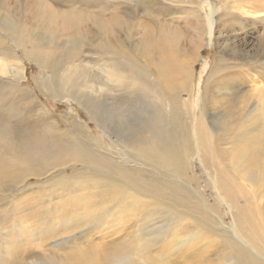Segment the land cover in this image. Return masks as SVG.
<instances>
[{
    "label": "bare ground",
    "instance_id": "bare-ground-1",
    "mask_svg": "<svg viewBox=\"0 0 264 264\" xmlns=\"http://www.w3.org/2000/svg\"><path fill=\"white\" fill-rule=\"evenodd\" d=\"M77 1H80V4L77 5ZM220 1L223 7L227 9L230 7L228 1L227 3L226 0ZM243 1L241 2L243 8L240 9L242 13L255 17L264 15V0ZM12 2V5L8 6L10 0H0V8L6 10L5 15L0 13V30L14 37L16 42L12 39L17 47L1 45L0 72L8 75L9 83L5 88L11 87L19 93L20 101L30 113L29 118L36 125L33 127L35 130L29 129L33 137L25 138L22 135L26 133V129L22 132L19 127L14 125L8 127L0 122V191L4 190V187L7 188L6 183L10 185L18 182L21 185L31 175L39 176L56 170L58 174L55 178L62 188L70 183V186L83 190L81 185L92 183L99 190L98 193H94L107 201V204L112 203L111 199L116 197H120L121 201L129 197L133 199L132 203L137 208L140 205L144 206L139 209H146L149 216L160 213L178 218L190 214L200 221L204 206L199 202L191 203L183 185L154 175L158 174L165 178L171 176L187 178V171L191 170V157L198 151L203 156V160L208 161L207 167L212 170L214 179L219 184V190L237 210L234 216L237 221V232L243 243L233 237H226L224 239L226 245L216 250L215 259L210 260L200 255L194 257L191 264H264V172L259 177L245 174L246 162L248 160L251 163L256 162V159L249 154H243L234 164L229 163V166H236L235 169L231 166L222 168L219 157L223 156L226 159V155L223 150L216 149L215 145L217 140L223 137L228 125L222 124L216 127V142L213 143V149L210 151L213 136L206 132L202 123L196 126L192 118L189 123L184 119L188 111V117L195 114L191 115L192 107L190 106L188 110L187 103L182 102L184 93L190 88L189 73L190 68L192 69V61L186 65V61L182 62L178 57L182 55V51L173 48L172 41L166 35L150 36L151 30L146 31L144 26L143 35L136 44H132L130 50L125 45V38H135L136 27L143 24L130 19L125 22L121 14V3H117L116 0H52L51 3L36 0V4L32 0L31 5L23 4L24 2L18 4L14 0ZM93 2L96 3V10L91 11L85 7L91 6ZM148 2L137 0L135 3L148 7L150 6ZM232 2L236 3V0ZM54 3L58 4L54 5ZM60 4L65 5V8L58 7ZM112 7L113 9H110ZM234 7L236 6L231 5V9ZM208 9L207 16H202L198 7L193 11L196 23L193 22L192 27L200 38L207 33L212 38L213 31L219 33L221 28L220 22L215 25L213 20L218 9L212 5V2L209 3ZM8 15L22 19L24 29L22 27V30H17L13 25L14 20ZM59 40L62 49L57 52L51 48L55 47ZM198 45L200 47L201 43L199 42ZM19 47H24L26 57L49 71L46 77L47 85L56 97L63 96L68 101L73 100L85 107L92 114L93 119L105 128H103L104 135L106 132V134L114 133L118 127L123 131L126 129L125 137L129 142L124 140L122 143L127 144L130 149L125 148L128 155L123 152L121 154L132 163L134 160L137 163L135 165H147L156 169L154 170L156 172H150L151 175L145 176L133 170V167L130 168L131 166L126 169L124 164L115 161V157L89 148L84 142H68L66 136L69 134L87 136L83 133L84 128L82 129L77 121L71 122V128H68L45 108L31 89L20 85L25 69L18 57ZM63 57L68 63L66 66ZM155 61L159 68L158 74L153 71L152 64H149ZM213 76L214 72L211 73V77ZM6 97L8 99L9 96ZM127 97L129 103L134 105L139 100L143 104L147 102L156 104L157 112L153 116L159 119L158 123H161L160 126H164L165 130L159 128L157 133H151L147 129L149 124L147 121L143 128L133 123L130 125L128 118L125 119L128 128H122L121 124L124 120L118 123L116 119L121 118L124 110L122 104L126 102ZM195 130L197 140L193 136ZM117 137L121 141L118 135ZM212 150L217 160L213 165L210 163ZM79 165L81 167H78ZM66 166L75 167L72 175L62 174ZM192 180H194L193 176ZM131 191H137L138 195L132 197ZM76 196L79 198V195ZM145 196H150L152 199L144 201L142 197ZM238 196L245 198L247 202L238 204ZM211 224L214 226L213 223ZM76 243L71 241L65 256H60L62 259L55 257L48 263L102 264L101 255L93 247L83 248ZM141 245L135 254L138 255L137 258L145 257L143 264H179L171 261L172 251L168 255L164 252L152 255L148 246L153 245L152 242H143ZM15 251L17 250L13 252ZM16 254L18 252L13 253L11 256L13 258L8 264L25 263L21 258L15 257ZM127 257L106 253L103 262L107 260L105 264H138L130 260V254L129 258Z\"/></svg>",
    "mask_w": 264,
    "mask_h": 264
},
{
    "label": "rangeland",
    "instance_id": "rangeland-1",
    "mask_svg": "<svg viewBox=\"0 0 264 264\" xmlns=\"http://www.w3.org/2000/svg\"><path fill=\"white\" fill-rule=\"evenodd\" d=\"M14 1L18 4L23 2V4H32V0ZM35 1L34 4H36ZM40 1L51 3L52 0ZM136 1L116 0L117 3H121V14L125 22L130 19L143 24L136 27L135 38H125V45L130 50L132 49V44H136L144 33L143 26L146 27V31L151 30L150 36L166 35L172 41L173 48L182 51V55L178 56L180 60L186 61V65L192 61L191 74L188 72L190 88L184 93L182 102L187 103L188 110L192 107L191 115L195 114L188 117V111L184 119L188 122L192 118L196 126L202 123L206 132L213 136L210 151L213 149V143L216 142V127L227 124L228 127L223 137L218 139L215 145L216 149L223 150L226 155V159L223 156L219 157L222 164L220 166L227 168L229 163L238 162L243 154H249L256 159V162L251 163L250 160L246 162L245 174L261 176L264 172V15L255 17L242 13L240 9L243 8L241 5L243 0H236V3L226 0V3L228 1L230 4L228 9L223 7L220 0H149V2L141 0L148 2L150 5L148 7L137 5ZM11 2L12 0L8 6ZM77 2V5L80 4V1ZM211 2L218 9L213 18L214 24L220 22L221 28L219 33L213 31L212 38L208 33L200 38L192 27V23H196L193 11L198 7L201 15L207 16ZM57 4L54 3V5ZM62 4L58 7L65 8ZM231 5L236 7L231 9ZM85 7L94 11L96 3L93 2L91 6ZM66 8L69 7L66 6ZM0 13L5 15L6 10L0 8ZM8 16L14 20L13 25L17 30H22V27L24 29L22 19L13 18L12 15ZM7 36L9 35L1 29L0 50L1 45L10 48L17 47L16 39ZM61 45V40H59L51 49L59 52L62 49ZM17 52L25 69L20 85L31 89L45 108L68 128H71V122L77 121L81 128H84L83 133L89 136L69 134L70 136H66L68 142H84L89 148L115 157V161L124 164L126 169L131 166L130 168L133 167V170L145 176L151 175L150 172H156L154 171L156 169L147 167V165H135L134 160L132 163L121 154L122 152L125 155L129 154L125 150L129 146L122 143L124 140L129 142L125 137L126 129L123 131L118 127L114 133L106 134V132L104 135L102 124L93 119L92 114L85 107L73 100L68 101L63 96L58 98L53 94V90L47 85L48 80L46 81L49 71L42 69L37 62L26 57L24 47L17 48ZM140 62L142 64V60ZM63 63L65 66L68 65L65 57H63ZM149 64H152L153 71L158 74L157 61ZM212 72H214L213 77H211ZM7 83H9L8 75L0 72V85L2 86V88L0 86L2 92L0 94V122L8 127L11 125L19 127L22 132L26 129V133L22 136L32 138L29 129L35 130L33 127L36 123L29 118L30 113L26 110L25 104L20 101L19 93L11 87L5 88ZM6 96H9L8 99ZM128 100L127 97L126 102L122 104L124 110L121 118L116 119L118 123L124 120L121 124L122 128H128L125 121L128 118L130 119L129 124L133 123L143 128L147 121L150 124H147V129L151 133H157L159 128L162 131L165 130V127L158 123L159 119L153 116L157 112L156 104H151V102L143 104L139 100L134 105ZM134 131H136L135 127ZM196 132V130L193 132V136L197 140ZM212 153L210 152V163L213 165L217 163V160L213 150ZM206 161L203 160L201 153L196 151L191 157V170L187 171V178L176 176L165 178V176L154 174L156 177L164 180L170 179L183 185L190 202H199L204 206L200 221L189 212V216L178 218L160 213L149 216L146 209H139L144 206L140 205L137 208L132 203L133 199L129 197L124 201L116 197L111 199L112 203L107 204V201L96 195L99 190L92 183L81 185L83 190L70 186V183L62 188L55 178L58 174L56 170L45 172L39 175L40 177L31 175L21 185L18 182L10 185L6 183L8 189L4 187V190L0 191V264H8L15 252H18L15 257L25 261L23 264H47L52 258L62 259L60 256H65L71 241L77 242L79 247L89 249L93 247L101 255L102 264L107 261L103 262V256L106 253L108 255L117 254L120 257L128 256L127 258L130 254L131 261L143 264L145 257L139 256L141 257L139 259L135 254L143 242L153 243V245H148L152 255L158 252L168 255L172 251L171 261L179 262V264H191L193 258L200 255L213 260L216 258L214 255L216 250L226 245L224 242L226 237H233L241 243L243 241L237 232V221L235 220L237 210L229 204L219 190V184L215 181L212 170L207 167L209 164ZM230 166L233 169L236 168L234 165ZM74 169V166H66L62 174L72 175ZM130 193L132 197L138 195L137 191ZM76 195H79V198ZM142 198L144 201L152 199L150 196ZM237 202L241 205L247 201L238 196ZM14 250L17 251L13 252Z\"/></svg>",
    "mask_w": 264,
    "mask_h": 264
}]
</instances>
